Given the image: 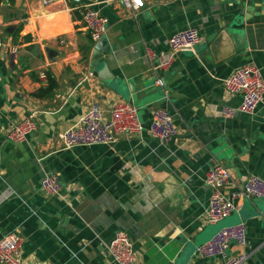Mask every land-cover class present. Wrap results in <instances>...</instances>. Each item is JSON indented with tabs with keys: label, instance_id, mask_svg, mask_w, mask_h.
Masks as SVG:
<instances>
[{
	"label": "crops",
	"instance_id": "obj_1",
	"mask_svg": "<svg viewBox=\"0 0 264 264\" xmlns=\"http://www.w3.org/2000/svg\"><path fill=\"white\" fill-rule=\"evenodd\" d=\"M142 1L134 14L121 0L80 4L108 21L111 52L94 69H105L98 78L90 75L97 42L83 27L79 5L0 0V32L17 47L16 54L0 55V238L22 236L23 264H113L106 246L116 231L128 235L135 264H224L198 258L196 249L215 227L243 222L247 244H231L227 256L244 254L242 264H264V199L235 200L229 217L215 225L205 221L211 165L231 174L222 189L226 197L250 175L264 180V95L252 115H221L223 107L240 105V97L223 88L230 73L251 63L264 80V0ZM240 11L251 18L244 22ZM233 18L245 24L239 54L242 43L229 30ZM187 28L199 31L200 42L176 54L163 71L166 88L156 86L168 39ZM49 80L53 87L44 93ZM116 102L136 107L141 132L106 145L61 146L57 135L92 104L109 119ZM156 109L172 115L174 141L162 144L148 134ZM32 112L37 130L22 143L7 140V131ZM49 173L62 184L59 196L40 190Z\"/></svg>",
	"mask_w": 264,
	"mask_h": 264
},
{
	"label": "built area",
	"instance_id": "obj_2",
	"mask_svg": "<svg viewBox=\"0 0 264 264\" xmlns=\"http://www.w3.org/2000/svg\"><path fill=\"white\" fill-rule=\"evenodd\" d=\"M46 6L54 0H40ZM123 7L132 14L141 10L144 2L140 0H121ZM80 16L83 27L91 40L96 43L105 34L107 19L89 5H79L75 8ZM201 40L196 28H187L174 33L167 41V50L161 54L157 69L160 72L168 70L179 52L192 50ZM60 44H64L62 40ZM17 47L5 40L0 32V55L16 54ZM90 75H93L90 73ZM41 78H46L44 74ZM155 85L161 87L160 77L155 79ZM224 91L228 95L240 97L237 109L223 107L221 115L232 117L235 112L252 115L263 103L264 80L261 71L254 64H245L223 80ZM36 112L30 113L24 120L14 124L6 133V139L14 143L24 142L28 136L37 130ZM138 111L132 103L116 102L112 105L109 119L103 117L97 104H92L78 122L71 128L57 135L61 146L69 149L93 145H106L115 142L120 135H130L141 132ZM148 134L162 144L176 138L178 129L172 115L165 109H156L150 116ZM230 172L221 164L215 163L205 173V183L211 189L205 221L209 225L223 221L236 210L235 200L264 199V180L250 175L245 178L230 197L222 193V189L231 184ZM40 190L49 197L59 196L63 190L62 184L54 174H46L40 181ZM23 238L19 233H10L0 238V264H23ZM231 244L245 247L247 230L243 222L219 229L209 240L196 249V256L204 260L221 258L224 264H242L245 255L227 256ZM106 253L113 264H135V253L128 235L116 231L106 246Z\"/></svg>",
	"mask_w": 264,
	"mask_h": 264
},
{
	"label": "water",
	"instance_id": "obj_3",
	"mask_svg": "<svg viewBox=\"0 0 264 264\" xmlns=\"http://www.w3.org/2000/svg\"><path fill=\"white\" fill-rule=\"evenodd\" d=\"M74 5H80L82 4V1L83 0H70ZM247 13L250 14V11H248ZM247 14H245V11H240L238 13V16L240 17H243L244 18V22L247 21L249 18H251V14H250V17H247L246 16ZM244 22H241L240 24L237 23V20L235 18L232 19L230 25H229V30H232L236 33V35L234 36V40L236 42H238L239 44H241L240 48H236L235 49V52L236 53H240V52H243V50L245 49L244 48V33L243 34H240L241 32H244V27H245V24ZM4 33H8L10 34V28H5L4 30ZM111 52V48L109 46V44L107 43L106 41V38L103 36L93 47V50L91 52V56H90V62H91V67L93 69V72L92 74L94 76H98V78H100V74L103 72H105V69L100 71V72H96L94 69L96 67H98L100 65V63L102 62L103 58L107 55H109V53ZM47 53L49 56H51V54H53V52L51 50H47ZM158 77L161 78V81H162V87L165 89L166 88V84H165V80L163 78V72H160L158 74ZM106 79L102 78V81H105ZM235 115H239V112H235ZM171 141H174L171 140ZM221 222V221H220ZM219 223V222H218ZM62 224V223H61ZM238 224V223H237ZM215 225V224H214ZM235 225V224H234ZM231 226V225H229ZM223 227H226V226H222L221 228ZM202 245V244H201ZM199 247V246H198ZM197 247V248H198Z\"/></svg>",
	"mask_w": 264,
	"mask_h": 264
},
{
	"label": "trees",
	"instance_id": "obj_4",
	"mask_svg": "<svg viewBox=\"0 0 264 264\" xmlns=\"http://www.w3.org/2000/svg\"><path fill=\"white\" fill-rule=\"evenodd\" d=\"M52 87H53L52 81L49 80L48 86L44 90V93L45 92H49L52 89ZM41 92H42V90L37 92V93H35V96L39 97Z\"/></svg>",
	"mask_w": 264,
	"mask_h": 264
},
{
	"label": "rangeland",
	"instance_id": "obj_5",
	"mask_svg": "<svg viewBox=\"0 0 264 264\" xmlns=\"http://www.w3.org/2000/svg\"><path fill=\"white\" fill-rule=\"evenodd\" d=\"M218 225H219V224H218ZM215 229H217V230L214 232V234H215V233H216V232H217L219 229H221V225H220V226H217V227H215ZM214 234H213V235H214ZM210 238H211V237H210ZM210 238H209V239H210ZM209 239H208V240H209Z\"/></svg>",
	"mask_w": 264,
	"mask_h": 264
},
{
	"label": "bare ground",
	"instance_id": "obj_6",
	"mask_svg": "<svg viewBox=\"0 0 264 264\" xmlns=\"http://www.w3.org/2000/svg\"><path fill=\"white\" fill-rule=\"evenodd\" d=\"M51 23L53 24V23H54V21L52 20V21H51Z\"/></svg>",
	"mask_w": 264,
	"mask_h": 264
},
{
	"label": "snow or ice",
	"instance_id": "obj_7",
	"mask_svg": "<svg viewBox=\"0 0 264 264\" xmlns=\"http://www.w3.org/2000/svg\"><path fill=\"white\" fill-rule=\"evenodd\" d=\"M137 2L139 3V2H140V0H137Z\"/></svg>",
	"mask_w": 264,
	"mask_h": 264
}]
</instances>
